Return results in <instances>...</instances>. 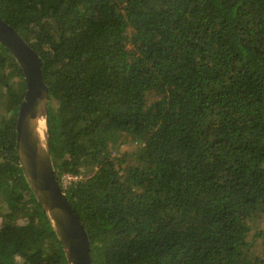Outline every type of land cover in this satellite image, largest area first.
Masks as SVG:
<instances>
[{"label":"trees","instance_id":"obj_1","mask_svg":"<svg viewBox=\"0 0 264 264\" xmlns=\"http://www.w3.org/2000/svg\"><path fill=\"white\" fill-rule=\"evenodd\" d=\"M0 16L42 59L93 264H264V0H0ZM25 91L0 44V264H69L17 156ZM123 139L137 149L115 156Z\"/></svg>","mask_w":264,"mask_h":264},{"label":"water","instance_id":"obj_2","mask_svg":"<svg viewBox=\"0 0 264 264\" xmlns=\"http://www.w3.org/2000/svg\"><path fill=\"white\" fill-rule=\"evenodd\" d=\"M0 44L22 69L26 91L17 117L16 150L25 178L54 228L69 264H93L89 234L74 213L55 174L48 135L49 88L43 62L30 44L0 16ZM44 115V138L39 118Z\"/></svg>","mask_w":264,"mask_h":264},{"label":"rangeland","instance_id":"obj_3","mask_svg":"<svg viewBox=\"0 0 264 264\" xmlns=\"http://www.w3.org/2000/svg\"><path fill=\"white\" fill-rule=\"evenodd\" d=\"M136 149H137V145L132 144L131 141H126L125 139H123V140H121V142H119L118 147L116 149L117 151L114 152V155L121 157L123 154L129 153V152L130 153L134 152ZM4 212H5V207L2 208V211H0V224H1V215ZM256 227L258 229H255V233H252L253 236L255 234H257L258 231L264 233V219H262L260 222H258ZM255 240H256V242H254V244H256V245L254 247V250L256 249V251L258 253H261L264 250V242L261 240V238H255Z\"/></svg>","mask_w":264,"mask_h":264},{"label":"bare ground","instance_id":"obj_4","mask_svg":"<svg viewBox=\"0 0 264 264\" xmlns=\"http://www.w3.org/2000/svg\"><path fill=\"white\" fill-rule=\"evenodd\" d=\"M38 126H39V133L41 134L42 138H44V133L46 130L44 115L39 118Z\"/></svg>","mask_w":264,"mask_h":264},{"label":"built area","instance_id":"obj_5","mask_svg":"<svg viewBox=\"0 0 264 264\" xmlns=\"http://www.w3.org/2000/svg\"><path fill=\"white\" fill-rule=\"evenodd\" d=\"M70 180H77V177L72 178L71 176H68V178H65V181H70Z\"/></svg>","mask_w":264,"mask_h":264}]
</instances>
